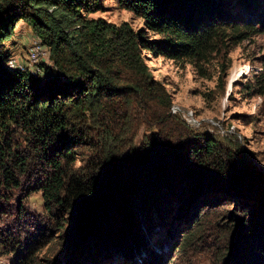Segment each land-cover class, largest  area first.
<instances>
[{
	"label": "trees",
	"instance_id": "1",
	"mask_svg": "<svg viewBox=\"0 0 264 264\" xmlns=\"http://www.w3.org/2000/svg\"><path fill=\"white\" fill-rule=\"evenodd\" d=\"M113 1L142 21L141 31L83 17L98 0H0V199L40 176L36 190L55 230L46 245L55 258L22 264H61L62 253L65 264H98L88 245L96 238L130 260L144 247L138 228L147 212L171 236L180 227L199 232L208 215L237 239L247 264H264V199L252 208L236 200L230 213L204 199L219 184L261 196L264 174L234 144L172 116V98L143 55L194 67L226 57L229 42L264 32V0ZM240 8L256 23L241 20ZM19 21L50 49L57 75L8 69L4 42ZM257 82L264 94V75ZM190 240L184 235L176 250Z\"/></svg>",
	"mask_w": 264,
	"mask_h": 264
},
{
	"label": "rangeland",
	"instance_id": "2",
	"mask_svg": "<svg viewBox=\"0 0 264 264\" xmlns=\"http://www.w3.org/2000/svg\"><path fill=\"white\" fill-rule=\"evenodd\" d=\"M98 4L99 10L94 13L83 11L82 16L115 27L127 23L135 32L142 30V21L131 12L119 8L113 0H98ZM51 11L47 9L48 13ZM238 12L241 20L256 23L257 16L248 17L241 8ZM256 28L259 29V25ZM34 41L40 43L37 64L30 62ZM228 47L226 57L211 55L208 62L197 67L175 65L167 59L155 58L146 51L143 55L150 75L164 86L172 98L171 111L175 112H170L172 116L198 133L213 135L225 143H231V146L234 144L243 152L254 171L264 174V94L259 92L257 82L264 75V32L244 37L238 43L229 42ZM4 48L9 58L17 60L32 77H35L32 72L37 74V78L58 74L50 49L24 21L16 24L12 36L4 42ZM145 133L141 128L134 142L138 143ZM79 164L78 161L76 165ZM39 177L28 179L19 190L1 192L0 264H22L29 258L43 263L55 258L52 247L46 250L55 230L52 218L44 211L41 192L36 190ZM223 186L215 185V191L209 192L204 199L208 203L215 202L211 206L216 205L229 213L233 211L236 200L242 199L252 208L264 199V184H260L261 196L253 188L235 196L234 192H229L231 190ZM261 205L264 207V202ZM211 211L213 209H209V213ZM148 213L141 217L138 228L144 247L136 254L128 251L130 260H126L113 247L101 244L98 238L88 241L91 253L99 251L101 260L98 264L108 261V264H247V252L239 248L235 251L237 239L230 232L225 233L221 223L215 226L210 217L207 219L208 215H205L199 232L190 227H180L171 236L166 224L159 223L154 214ZM47 222L51 226L45 231ZM222 222L230 224L226 218ZM186 234H189L190 242L185 241L183 248L176 250ZM192 234L195 235L191 238ZM233 253L236 261L231 258ZM67 255L61 254V264H65Z\"/></svg>",
	"mask_w": 264,
	"mask_h": 264
},
{
	"label": "bare ground",
	"instance_id": "3",
	"mask_svg": "<svg viewBox=\"0 0 264 264\" xmlns=\"http://www.w3.org/2000/svg\"><path fill=\"white\" fill-rule=\"evenodd\" d=\"M32 49H33V51H32ZM32 49H31L32 53L30 54V62H31L32 64H37V62H38V60H39V57H34V43H33V47H32ZM14 61H15V60H12V59H9V60H8V62H7L8 69H10V70H22V69H24L19 63H18V65H20L21 68H14V67L9 66L10 63H12V62H14ZM29 65H30V64H29ZM32 67H33V66H32ZM33 73H35V72H33Z\"/></svg>",
	"mask_w": 264,
	"mask_h": 264
},
{
	"label": "built area",
	"instance_id": "4",
	"mask_svg": "<svg viewBox=\"0 0 264 264\" xmlns=\"http://www.w3.org/2000/svg\"><path fill=\"white\" fill-rule=\"evenodd\" d=\"M39 46H40L39 41H34V57H39V51H38ZM9 66L14 67V68H21L20 65H18V61L17 60H15L14 62L10 63ZM171 114H175V112H171Z\"/></svg>",
	"mask_w": 264,
	"mask_h": 264
}]
</instances>
